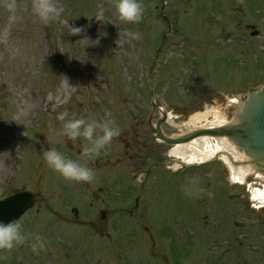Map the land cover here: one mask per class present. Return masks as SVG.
Instances as JSON below:
<instances>
[{
    "label": "rangeland",
    "instance_id": "rangeland-1",
    "mask_svg": "<svg viewBox=\"0 0 264 264\" xmlns=\"http://www.w3.org/2000/svg\"><path fill=\"white\" fill-rule=\"evenodd\" d=\"M164 1L172 31L156 55L162 0H140L137 22L121 20L115 0H52L47 21L34 0H14V11L0 0V196L27 188L41 200L18 222L24 240L0 248V264H264V202L250 201L264 190V170L244 184L217 156L174 170L171 146L153 138L155 104L170 136L211 110L231 122L261 88L264 0ZM65 21L85 31L72 35ZM77 118L119 134L88 154L91 141L64 129ZM50 148L94 179L65 178L48 164Z\"/></svg>",
    "mask_w": 264,
    "mask_h": 264
},
{
    "label": "clouds",
    "instance_id": "clouds-1",
    "mask_svg": "<svg viewBox=\"0 0 264 264\" xmlns=\"http://www.w3.org/2000/svg\"><path fill=\"white\" fill-rule=\"evenodd\" d=\"M6 7L10 11H14L16 8L14 0L7 3ZM33 7L45 21L53 18L57 11L52 0H34ZM115 7L121 20L131 22L139 21L144 10L140 0H115ZM12 18L14 19L15 17L13 16ZM65 23L68 25V31L72 35H78L85 31L82 27L73 26L68 21H65ZM124 34L132 38H140V33L138 32L125 30ZM81 41H85L89 46L90 44H98L99 38L96 41H91L90 38H83ZM98 127L102 129V134L100 135L96 134ZM64 129L66 134L72 139L85 137L91 141V146L84 150L88 154L99 153L114 136L119 134L118 130L113 128L109 122L97 123L95 120L89 122L82 118L66 121ZM44 156L48 164L59 171L65 178L77 181H92L94 179L92 169L75 160L66 158L62 152L55 148L46 150ZM37 239L39 238L37 237ZM23 240L24 236L21 234L20 224L17 221L0 222V248L11 249L14 243L22 242ZM35 247L34 245V250Z\"/></svg>",
    "mask_w": 264,
    "mask_h": 264
},
{
    "label": "water",
    "instance_id": "water-1",
    "mask_svg": "<svg viewBox=\"0 0 264 264\" xmlns=\"http://www.w3.org/2000/svg\"><path fill=\"white\" fill-rule=\"evenodd\" d=\"M255 90L258 89L249 90V93ZM161 122L162 120H159L157 124V136L166 143H183L200 135L226 137L251 158L252 162L264 166V86L248 95L235 123L199 129L185 136L168 138L159 130ZM34 203L35 199L32 198L30 191L0 201V222L9 223L17 220L25 211L32 208Z\"/></svg>",
    "mask_w": 264,
    "mask_h": 264
},
{
    "label": "bare ground",
    "instance_id": "bare-ground-1",
    "mask_svg": "<svg viewBox=\"0 0 264 264\" xmlns=\"http://www.w3.org/2000/svg\"><path fill=\"white\" fill-rule=\"evenodd\" d=\"M240 106L241 105H239V107ZM209 115L213 116V120L209 125H220L225 122V116L222 112L211 110L204 113L194 114L189 118L187 123L182 125L188 131L191 127L197 126L198 122H205ZM169 156L179 159L184 164L203 163L214 156H217L229 168L233 180L239 183H242L244 177L247 174L252 173L255 168L254 165L247 162L248 158L238 151L234 144L226 138L199 136L188 142L174 145L169 152ZM240 160L243 161L241 162L242 165L234 167V161L239 162ZM179 166L180 164L175 161L172 168L176 170ZM251 195L252 199L256 202L262 203L264 200V190H252Z\"/></svg>",
    "mask_w": 264,
    "mask_h": 264
},
{
    "label": "flooded vegetation",
    "instance_id": "flooded-vegetation-1",
    "mask_svg": "<svg viewBox=\"0 0 264 264\" xmlns=\"http://www.w3.org/2000/svg\"><path fill=\"white\" fill-rule=\"evenodd\" d=\"M16 262H17V263H18V262H19V263H22V262H23L24 264H32V263H30V262H28V261H16ZM17 263H16V264H17Z\"/></svg>",
    "mask_w": 264,
    "mask_h": 264
}]
</instances>
